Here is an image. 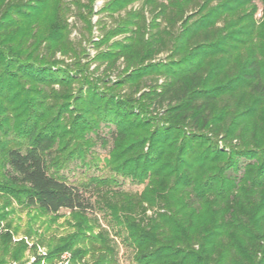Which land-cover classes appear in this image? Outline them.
Wrapping results in <instances>:
<instances>
[{
    "label": "trees",
    "instance_id": "1",
    "mask_svg": "<svg viewBox=\"0 0 264 264\" xmlns=\"http://www.w3.org/2000/svg\"><path fill=\"white\" fill-rule=\"evenodd\" d=\"M95 1L0 0V200L87 222L48 264H118L114 228L134 264H264V0Z\"/></svg>",
    "mask_w": 264,
    "mask_h": 264
},
{
    "label": "rangeland",
    "instance_id": "2",
    "mask_svg": "<svg viewBox=\"0 0 264 264\" xmlns=\"http://www.w3.org/2000/svg\"><path fill=\"white\" fill-rule=\"evenodd\" d=\"M102 4V1L96 0L94 11L98 10ZM258 17L259 13L256 15V18ZM97 18L94 16L92 20L95 21ZM70 22H73V19H70ZM77 28H80V24H77ZM98 35L99 33L94 31L92 40H97ZM77 37L78 29H75L71 38ZM86 47L88 54L93 56L95 51L89 45ZM110 130L106 126H101L97 131V134L108 143L105 148L97 143L91 150V156L101 157L111 146ZM62 174L69 182L84 180L91 176H108L106 172H100L93 166H71L68 170L62 171ZM96 216L99 218V224L108 229L101 215L98 213ZM85 225L87 222L64 210H61L57 216H51L34 209L20 208L14 202L4 206L3 200H0V260L4 261V264H48L46 257L50 246L55 244L59 238L68 236L75 232L78 227L84 228ZM115 230V228L109 230V234L116 244L118 264H134L130 249L121 243L119 237H114L113 232ZM97 233L98 229L93 228L84 234L93 238ZM5 240H7L6 245H4ZM14 257H17L18 260L16 261ZM70 258V252H63L53 263L70 264ZM90 262L91 258L86 256L80 264H89Z\"/></svg>",
    "mask_w": 264,
    "mask_h": 264
}]
</instances>
